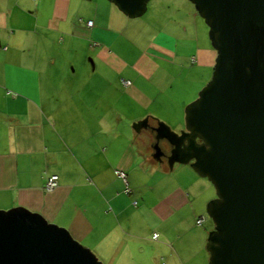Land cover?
Segmentation results:
<instances>
[{
    "label": "crops",
    "instance_id": "crops-1",
    "mask_svg": "<svg viewBox=\"0 0 264 264\" xmlns=\"http://www.w3.org/2000/svg\"><path fill=\"white\" fill-rule=\"evenodd\" d=\"M156 3L141 19L111 0H0V210L40 213L103 264L210 256L213 184L155 160L151 127H184L180 87L208 82L217 51L191 0Z\"/></svg>",
    "mask_w": 264,
    "mask_h": 264
},
{
    "label": "water",
    "instance_id": "water-1",
    "mask_svg": "<svg viewBox=\"0 0 264 264\" xmlns=\"http://www.w3.org/2000/svg\"><path fill=\"white\" fill-rule=\"evenodd\" d=\"M129 17L149 0H111ZM217 51L211 79L185 108V124L158 120L153 158L163 143L173 163H190L216 188L209 264H264V0H191ZM135 128L148 126L145 118ZM0 264H103L66 228L23 206L0 210Z\"/></svg>",
    "mask_w": 264,
    "mask_h": 264
},
{
    "label": "rangeland",
    "instance_id": "rangeland-1",
    "mask_svg": "<svg viewBox=\"0 0 264 264\" xmlns=\"http://www.w3.org/2000/svg\"><path fill=\"white\" fill-rule=\"evenodd\" d=\"M158 0H149L148 1V3H147V9H146V11L141 15V17H138V18H141V19H143V18H147V17H149L150 16V14H151V12L153 11V13H154V8L156 7V5H157V2ZM194 4V3H193ZM125 14V13H124ZM126 15V14H125ZM128 16V15H127ZM138 18L136 19V20H138ZM203 20L205 21V19L203 18ZM206 23V22H205ZM206 26H207V33L209 34V27H208V25L206 24ZM207 83V82H206ZM206 83L201 87V88H199V85H192V84H190V83H185L184 85H182V87H180V91L181 92H183V94H182V97H181V99H180V97L178 98V102L180 103V104H182V112H183V118H184V122H185V108H186V105L188 104V103H190V102H192L194 99H196L197 97H198V94H199V92H200V90L206 85ZM187 91V92H186ZM188 91H190L189 93H192V92H194L195 93V98H193L192 96H190V95H188ZM184 92H186V93H184ZM179 96H180V94H179ZM192 99V100H191ZM186 102V105L184 106L183 104ZM152 148V147H151ZM153 149V148H152ZM165 164H166V166H168V167H170V165H169V163H168V160H167V162H164ZM190 164V163H189ZM191 166V165H190ZM211 182V181H210ZM212 183V182H211ZM213 184V183H212ZM213 187H214V193L216 194V188H215V186L213 185ZM215 198V197H214ZM213 199V198H212ZM211 199V200H212ZM207 217H208V220H211L212 222H214L213 221V219L210 217V216H208L207 215ZM79 243H81V242H79ZM82 244V243H81ZM83 246H85L84 244H82ZM86 247V246H85ZM94 253V252H93ZM100 260V259H99ZM208 264H209V259H208Z\"/></svg>",
    "mask_w": 264,
    "mask_h": 264
},
{
    "label": "built area",
    "instance_id": "built-area-1",
    "mask_svg": "<svg viewBox=\"0 0 264 264\" xmlns=\"http://www.w3.org/2000/svg\"><path fill=\"white\" fill-rule=\"evenodd\" d=\"M88 23L91 24L92 21H88ZM125 83L126 84L129 83V81H125ZM121 175H124V174H121ZM57 184H58V176L56 174H52L46 179L45 188L47 190H52L54 187L57 186ZM203 220H204V217L200 216L197 219V223H201V222H203ZM153 237L156 238L157 233H154Z\"/></svg>",
    "mask_w": 264,
    "mask_h": 264
},
{
    "label": "flooded vegetation",
    "instance_id": "flooded-vegetation-1",
    "mask_svg": "<svg viewBox=\"0 0 264 264\" xmlns=\"http://www.w3.org/2000/svg\"><path fill=\"white\" fill-rule=\"evenodd\" d=\"M162 149L164 151V156H163L162 162H167V157L170 156V148H168V146L163 143Z\"/></svg>",
    "mask_w": 264,
    "mask_h": 264
}]
</instances>
